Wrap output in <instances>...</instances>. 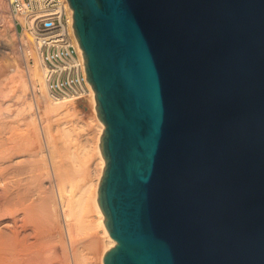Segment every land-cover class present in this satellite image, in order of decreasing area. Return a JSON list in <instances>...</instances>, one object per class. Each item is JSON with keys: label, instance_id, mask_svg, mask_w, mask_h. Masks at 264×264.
<instances>
[{"label": "water", "instance_id": "obj_1", "mask_svg": "<svg viewBox=\"0 0 264 264\" xmlns=\"http://www.w3.org/2000/svg\"><path fill=\"white\" fill-rule=\"evenodd\" d=\"M104 130L103 264H264V0H68Z\"/></svg>", "mask_w": 264, "mask_h": 264}, {"label": "rangeland", "instance_id": "obj_2", "mask_svg": "<svg viewBox=\"0 0 264 264\" xmlns=\"http://www.w3.org/2000/svg\"><path fill=\"white\" fill-rule=\"evenodd\" d=\"M0 2L3 3H0L1 6L3 5L0 7V99L6 102L5 106L9 107L14 114L18 108H21L20 114L12 119V121L14 120V128L10 131L12 141L18 143L19 147L15 150L16 154L11 157L10 161L8 163L5 161L3 164V168L6 165L9 166L8 164L10 166L0 180V192L1 188L5 186L10 193L8 192L6 199L0 198V204L4 202V199H8L11 209L13 207V209L20 208L23 210L29 207L33 221L42 223V226L45 222V216L49 213L55 214L54 218L57 222V230L49 232L50 236H47L44 231L42 232L45 235L43 233L41 235L34 234L33 232L36 230L33 226H29L31 222H23L21 218L17 220L11 214L7 215L5 210H1L0 264H76L75 259H73V247L83 248L82 246H87L89 249L91 245L85 235L78 237L74 243L69 238L59 200L58 179L53 173V162L55 159L59 164L67 165L69 171L67 178L73 193L76 194L75 197L82 194L80 196L85 199L87 196L89 203L85 200L88 205H91H89L90 214L96 222L97 213L93 209L92 192L101 170L97 152L99 122L97 119L95 120L96 117L90 102L73 101L74 104L76 102L75 111L66 118L72 130L69 141L63 142L58 132V125L65 118L54 120L50 124L51 135L58 147L54 150L51 148L53 144L48 139V124L43 113V101L37 92L32 91L34 87L29 86L27 98L33 104L32 112L35 115L37 130L28 128L26 124L29 120V112L23 109L19 101L11 99V93L8 92L9 87L5 83L14 74V66L17 61L25 74L27 69L35 67L38 61L32 51V58L25 57L24 47L21 44L25 42L21 37L22 35L15 31L14 23L9 14L8 2L7 0H0ZM30 46L31 43L29 42L28 47ZM11 50L14 54L10 52ZM33 52L36 55L34 46ZM14 58L16 59L15 62ZM36 87H40V85L37 84ZM81 122L84 124L83 127H79ZM18 157L21 158L18 159ZM21 210L19 211L21 212ZM4 212L6 218L3 217ZM19 225L23 228H19ZM37 230L40 233L41 229L40 231ZM95 231L98 233L100 245L95 249L92 246L89 251L87 249V252L93 251L91 254L89 253L91 259L88 264L100 262L99 254L101 255L108 244L101 229L96 228ZM42 234L43 238L41 237ZM38 238L39 240L41 238L42 241H37Z\"/></svg>", "mask_w": 264, "mask_h": 264}, {"label": "bare ground", "instance_id": "obj_3", "mask_svg": "<svg viewBox=\"0 0 264 264\" xmlns=\"http://www.w3.org/2000/svg\"><path fill=\"white\" fill-rule=\"evenodd\" d=\"M0 3H2V2H0ZM2 6L0 5V7H2ZM21 37H22L23 41L25 42V43H21L22 46L24 47L23 53H24L25 57H29V58L31 57L32 58V54H31V51H32L33 55L36 57V59L38 61V64L35 67L27 69L26 74H25V72H23V69L19 66L18 61H17V63H15L16 65L14 64L15 65L14 66V74L9 77V79L6 81L5 84H6V86L9 87L8 92L11 93V99L19 101L21 106L23 107V109H26L29 112V120H28L26 125L28 126V128L30 127L34 131L37 130V125L35 123V115L32 112L33 104L28 100L27 95H28V91H29V86L36 88V89L32 88V91L37 92L43 101V113L45 115V119H46L47 124H48V128H47L48 139L53 144V146L51 148L56 150L58 147H57V144H55V141L51 135L50 124L54 120H58V119L61 120V119L65 118V120H61V122L59 123L58 132H59L60 138L63 140V142L69 141V139L71 137L72 130H71V128L69 126V122H68V120H66V118H68L69 116H71L74 113L75 108H76V102L74 104L73 101L66 99V98L52 99L50 97L49 92H48L47 83H46L45 70H44L42 64L40 63L38 56H36L33 52V46H32L33 45V43H32L33 35H32V33L26 31L22 34ZM29 42L31 43L30 47H28ZM6 49H7V47H6ZM10 52H13V50H11ZM13 54H14V52H13ZM5 56H7V55H5ZM15 61H16V59L14 60V62ZM37 84L40 85V87H36ZM82 101H89L91 103L94 115L96 117L95 120L97 119V121L99 122V130H100L99 135H98V140H97V152L99 154L101 170H100L98 179L94 185L95 189H93L94 191L92 192L93 193L92 194V197H93L92 202H93V207H94L93 209H95V212L97 213L96 222L90 214L91 209H89V208L91 205L90 204H89L90 206L88 205L89 201L87 200V196L85 199L88 201V203L84 199V197L80 196L82 194H80L79 197H77L78 195L75 197L76 194L73 193L71 185H70L69 180L67 178L68 173H69V171L67 169V165H65L63 163L59 164L57 162V160L54 159V162H53L54 163L53 164L54 172L53 173H55V176L58 179L59 200H60V204L62 206L63 217H64V220L66 222V228H67V232L69 234L70 240L72 241V243H74L78 237L85 235L86 237H88L89 244L91 245V247L93 246L95 249L100 245L98 233L95 231V229L100 228L102 231V234L106 237V239L108 241V244L104 248L101 255L99 254V256H100L99 261L103 263L104 254L110 248H112L115 245V241L109 235L107 228L104 224V214H103L101 208L99 207V204L97 201L99 182L101 179L103 168L105 166V160L101 154V150L99 147L100 138H101L103 130H104V124L100 121V119L97 115V111H96L97 101H96V97H95V92H94V96L92 98H90L88 100L83 99ZM5 103H6L5 101H1V99H0V180L4 177L5 173L7 172L8 168L10 166V164H8L9 166L6 165L3 168V164L5 163V161H7V163L10 161L11 157L16 154L15 150L19 147L18 143L12 141V135L10 134V131H11V129L14 128V126H13L14 120L12 121V119H14L17 115L20 114L21 108H18L15 111L16 113L14 114V112H12L9 109V107L5 106ZM83 126H84V124L81 122V124H79V127H83ZM61 144H63V143H61ZM19 158H21V157H18V159ZM0 184H1V182H0ZM1 189L2 190L0 192V198L2 197V198L6 199L9 191L7 190V188L5 186L2 187ZM5 199H4V202H2L0 204V211L5 210V212H7L6 213L7 215L11 214L17 220L18 219L20 220V218H21V219H23V222H25V221H27V223L31 222L30 223L31 225H29V224L28 225L33 226L34 229L36 230V232H33L34 234L38 233L39 235H41V233L44 234V232H46V235L50 236L49 232L51 233V232H54L55 230H57V222L54 218L55 214H53V213L52 214L49 213V215L47 214L45 216V219H44L45 222L43 223V226H42V223L33 221L32 213H30L29 207H26L23 210L18 208L19 210H21V212H20L16 208L13 209V207H12V209H11L10 208L11 206H9V203H8V199L7 200H5ZM14 204H17V203H14ZM17 211L20 213H18ZM5 212H4L3 217L6 216ZM12 216H10V217L12 218ZM4 218H6V217H4ZM11 218H10V221H11ZM16 219H14V220H16ZM14 220H12V221H14ZM15 222H17V221H15ZM20 225H19V228L22 227ZM33 227H31V229ZM37 229H39V231L41 229L40 233L38 232ZM42 231H44V232H42ZM43 234L41 236L42 238H43ZM85 236H83V237H85ZM83 237H81V238H83ZM44 239H46L45 236H44ZM38 240H39V238L37 239V241ZM40 240H41V238H40ZM82 247L84 249L76 247V246L73 247V256H74L73 259H75L74 261L76 264H88L90 262L91 257H89V256H91L90 254L93 251L87 252L88 247L87 246H85V247L82 246ZM91 247H89V249ZM52 248H54V247H52ZM89 249H88V251H89Z\"/></svg>", "mask_w": 264, "mask_h": 264}, {"label": "built area", "instance_id": "obj_4", "mask_svg": "<svg viewBox=\"0 0 264 264\" xmlns=\"http://www.w3.org/2000/svg\"><path fill=\"white\" fill-rule=\"evenodd\" d=\"M7 2L15 31L33 35L32 43L45 70L50 97L71 101L92 98L94 90L86 78L83 52L74 33L73 11L68 0Z\"/></svg>", "mask_w": 264, "mask_h": 264}]
</instances>
